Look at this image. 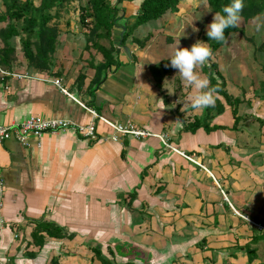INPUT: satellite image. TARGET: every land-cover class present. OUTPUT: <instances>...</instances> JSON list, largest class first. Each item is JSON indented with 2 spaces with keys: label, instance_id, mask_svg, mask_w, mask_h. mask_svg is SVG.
Here are the masks:
<instances>
[{
  "label": "crops",
  "instance_id": "crops-1",
  "mask_svg": "<svg viewBox=\"0 0 264 264\" xmlns=\"http://www.w3.org/2000/svg\"><path fill=\"white\" fill-rule=\"evenodd\" d=\"M58 28L48 70L22 56L24 67L0 72V125L65 118L93 122L96 137L65 129L0 142V264H264V106L240 103L234 126L224 103L209 124L217 128L191 131L204 113L188 102L196 90L170 64L154 69L171 56L116 52L122 64L95 85L101 53L81 30L78 41ZM99 116L131 120L168 145L114 139Z\"/></svg>",
  "mask_w": 264,
  "mask_h": 264
},
{
  "label": "trees",
  "instance_id": "trees-1",
  "mask_svg": "<svg viewBox=\"0 0 264 264\" xmlns=\"http://www.w3.org/2000/svg\"><path fill=\"white\" fill-rule=\"evenodd\" d=\"M69 1L84 2L80 7V22L86 26L87 44L85 47L87 49L93 48L101 53L103 57L97 64L92 63L95 68L93 82L96 85L101 82L105 77V73L111 67H119L122 64L117 59L116 49L118 46H128L133 59L132 50L139 46L144 47L150 37L148 34L144 39L133 38V45L127 42L132 31L144 23L162 17L168 11H178L180 0H39L37 4L34 0H1L4 9H0V23L3 22L4 25L0 27V41L2 43L0 65L6 67V69L11 68V60L14 59L16 49L10 43V40L15 36H19L23 55L28 65L42 71L48 70L59 36V28L55 19L59 16L61 7ZM206 2L209 10L215 13L220 11L222 6L230 3V0H206ZM127 3H132V7ZM263 12L264 0H244V8L240 16L246 21ZM88 19L89 22H86ZM130 19H132L131 24H129ZM122 26H125V31L120 37ZM237 31H242L238 24L225 29L226 40L230 34ZM104 39L108 41V45L102 42ZM202 40L210 46L212 54L226 41L208 40L206 33L202 34ZM257 49L264 52V42L260 43ZM160 64L166 69L170 64V60H162L158 65H154V69L159 67ZM200 68L210 80L211 86L216 87L218 95L215 104L205 108L203 115L196 117L191 122V131L200 126L208 130L217 128L218 125L209 124L215 115L223 112L224 103L232 107L235 126L239 121L237 106L242 102V99L227 92L225 81L217 68V64L212 61L211 57L206 65ZM262 72L264 76V67ZM260 88L264 92V79L260 82ZM219 96L223 97L224 102ZM35 233L33 234L34 239L37 238Z\"/></svg>",
  "mask_w": 264,
  "mask_h": 264
},
{
  "label": "rangeland",
  "instance_id": "rangeland-1",
  "mask_svg": "<svg viewBox=\"0 0 264 264\" xmlns=\"http://www.w3.org/2000/svg\"><path fill=\"white\" fill-rule=\"evenodd\" d=\"M34 2L37 4L39 0H34ZM83 4L84 2L78 1L65 3L59 11V16L55 19L58 26H62L61 31L72 30L78 41L81 40L80 30L83 32V37L86 38V26L80 22V7ZM128 4L130 7L133 5L132 3ZM0 9H4L1 0ZM214 14L209 10L206 0H180L178 11H168L162 17L138 26L132 31L127 42L133 44V38L144 39L149 34L150 37L144 47L134 48L136 53H142L143 57L145 56L148 60H154L155 55L168 57L174 53L176 46L190 48L196 41H203L202 34L206 33L207 26L212 22ZM86 22H89V19ZM131 23L132 19L129 20V24ZM237 24L242 31L230 34L224 45L211 55V59L217 64L225 81L227 92L242 99L241 103L246 110L254 109L256 112H262L264 92L260 88V82L264 79L262 72L264 52L257 47L264 42V12L246 21L240 16ZM3 25V22L0 23V27ZM65 28H69V30ZM102 42L108 45L106 39ZM10 43L16 49L14 59L11 60V67L12 65L17 68L24 67V59L22 62H15L24 56L19 36L13 37ZM1 47L0 41V49ZM120 51H123V47L120 48ZM1 70L7 71L8 69L0 65V72ZM195 70H199V66ZM219 98L224 101L223 97Z\"/></svg>",
  "mask_w": 264,
  "mask_h": 264
},
{
  "label": "clouds",
  "instance_id": "clouds-1",
  "mask_svg": "<svg viewBox=\"0 0 264 264\" xmlns=\"http://www.w3.org/2000/svg\"><path fill=\"white\" fill-rule=\"evenodd\" d=\"M243 8L244 0H230V3L215 12L212 22L207 26L208 40L224 42L226 40L225 29L237 24ZM211 55L210 46L206 42L198 40L190 48L176 46L174 53L169 58L170 66L177 69L176 73H179L183 81L196 90V93L188 98L193 109H205L215 104L218 95L216 87L211 86L208 78L201 77L195 71L198 66L206 65Z\"/></svg>",
  "mask_w": 264,
  "mask_h": 264
},
{
  "label": "built area",
  "instance_id": "built-area-1",
  "mask_svg": "<svg viewBox=\"0 0 264 264\" xmlns=\"http://www.w3.org/2000/svg\"><path fill=\"white\" fill-rule=\"evenodd\" d=\"M1 72L5 73L6 71L1 70ZM55 83L61 87L59 79H56ZM61 89L62 91L66 92L65 88H61ZM88 109L93 116L96 117L98 116L96 111H94L91 108ZM99 118L104 120L106 123H108V125L112 127L113 129L112 138L114 139H117L119 136H125V135L133 136L135 138H147L151 136H157L163 141L165 145H168L163 135L156 134L148 129L139 127L131 120H126L124 122H115V121L106 120L101 116H99ZM65 129L76 130V132H78L84 138L94 139L96 137L95 125L93 122L82 125V124H77L74 121L65 118H46L40 115H31L19 123H13L10 125H0V142L9 138H14L17 141H19L21 144L28 145L29 144L28 137L30 135L39 138L43 133L57 132ZM182 154L184 155L183 152ZM187 157L189 158V156ZM3 192H4V180L2 176V170L0 168V228H2L3 225L5 224V219L2 214ZM256 225L260 229L264 230L263 226L259 224Z\"/></svg>",
  "mask_w": 264,
  "mask_h": 264
},
{
  "label": "water",
  "instance_id": "water-1",
  "mask_svg": "<svg viewBox=\"0 0 264 264\" xmlns=\"http://www.w3.org/2000/svg\"><path fill=\"white\" fill-rule=\"evenodd\" d=\"M125 31V26L121 27V32H120V37H122L123 32ZM121 39V38H120ZM121 46H118L116 49V52L118 53L120 51ZM123 50L127 54L128 57H131V50L129 49L128 46H123Z\"/></svg>",
  "mask_w": 264,
  "mask_h": 264
}]
</instances>
